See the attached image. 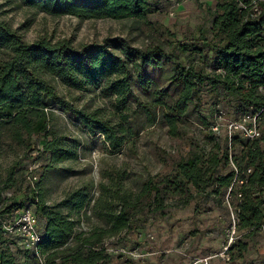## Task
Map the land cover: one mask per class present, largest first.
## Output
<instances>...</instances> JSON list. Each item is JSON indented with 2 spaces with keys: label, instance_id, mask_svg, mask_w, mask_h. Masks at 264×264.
Returning a JSON list of instances; mask_svg holds the SVG:
<instances>
[{
  "label": "trees",
  "instance_id": "16d2710c",
  "mask_svg": "<svg viewBox=\"0 0 264 264\" xmlns=\"http://www.w3.org/2000/svg\"><path fill=\"white\" fill-rule=\"evenodd\" d=\"M19 1L52 16L133 18L146 23L161 10L163 2ZM211 25L207 30L214 32L215 38L222 36L217 41L201 29L183 40H160L138 47L124 37L79 45L70 38L52 40L48 36L27 41L18 29L0 19V158L7 138L34 150L37 142L30 139L32 135L52 136L46 137L43 148L52 158L44 166L47 171L34 189L36 198L31 200L42 236L38 250L45 255V264H110L113 255L104 245L110 237L123 242L129 231L150 215L163 218L173 205L186 206L191 200L200 205L227 193L237 231L243 237L230 249L232 258H242L250 241L264 231V0H220ZM58 82L80 91L101 88L124 105L138 99L135 88L140 89L152 99L143 107L150 123L160 115L171 136L184 137L189 132L187 122L196 118L199 125L209 129L207 141L203 145L191 142L187 156L176 160L170 173L149 175L136 190L124 185V172L105 173L109 181L99 184V196L88 216L96 217L98 223L87 230L80 228L81 211L92 199L93 180L52 205L41 187L48 171L60 170L59 163L76 160L79 152L75 142H67V136L50 129L53 108L79 121L90 135L106 136L113 152L131 142L134 131L127 114L114 123L101 115L100 109L74 105L60 93ZM205 95L214 97V107L233 103L236 113H259L261 135L250 139L237 131L224 139L217 137L202 112ZM13 174L14 167L8 181ZM4 188L0 186V191ZM170 197H177L176 203L167 202ZM24 205L28 204L11 200L0 214ZM64 206L71 211L65 213ZM30 251L34 255H28L29 259L43 264L38 253ZM9 263L13 261L1 252L0 264Z\"/></svg>",
  "mask_w": 264,
  "mask_h": 264
},
{
  "label": "rangeland",
  "instance_id": "374dc122",
  "mask_svg": "<svg viewBox=\"0 0 264 264\" xmlns=\"http://www.w3.org/2000/svg\"><path fill=\"white\" fill-rule=\"evenodd\" d=\"M219 1L163 0L161 10L152 14L149 23H146L133 18L52 16L23 5L19 0H0V19L18 29L27 41L48 36L52 40L70 38L75 45H79L124 37L135 46L147 47L160 40H183L185 36L199 34L201 29L209 30ZM207 34L214 41L222 38H215L214 32L208 31ZM180 57L184 58L183 55ZM161 85L164 86V83L161 82ZM57 87L64 98L74 105L88 110L100 109V114L114 123L127 114L128 124L134 131L131 142L125 143L120 151L113 152L105 141L106 136L90 135L79 121L58 107L53 108L50 129L57 135L67 136V142H75L79 152L76 160L59 163L60 170L48 171L41 187L47 203L52 205L62 201L72 190L93 180L92 199L87 208L81 211L80 228L87 230L98 223L96 217L88 216L99 196V184L109 181L105 173L124 172V185L136 190L140 187L138 183L149 175L170 173L174 169V162L187 156L191 142L203 145L207 141L209 129L199 125L196 118L187 122L189 132L184 137L171 136L160 115L150 123L143 107L152 99L140 89L135 88L138 99L132 98L124 105L118 104L114 95L104 94L101 88L80 91L61 82L57 83ZM213 101L214 97L205 95L202 112L210 119L214 134L224 139L229 133L230 121L244 114L242 111L236 113L233 103L214 107ZM219 108L222 110L219 111ZM46 137L52 138L45 134L30 137L37 142V149L34 150L27 149L26 145H17L10 138L6 139L0 158V186H5L0 191V213L11 200L31 204V200L36 198L34 189L47 171L44 166L52 158V153L43 149ZM12 167L13 178L8 181ZM34 176L36 180L32 179ZM176 198H167V202L176 203ZM229 198L227 193L200 205L196 204V200H191L186 206L176 204L167 210L168 214L163 218L150 215L141 226L130 230L123 242L117 237H110L104 242L107 252L113 255L110 264H264L263 230L250 241L248 251L242 258H232L230 249L243 237L237 231L235 211ZM63 211L68 213L71 207L64 206ZM73 216L78 217L75 213ZM0 249L8 255L9 261H13L9 264H37L28 257L34 253L19 243L11 245L10 241L3 240ZM38 257L39 261L45 262V255L41 252Z\"/></svg>",
  "mask_w": 264,
  "mask_h": 264
},
{
  "label": "built area",
  "instance_id": "2783aa9c",
  "mask_svg": "<svg viewBox=\"0 0 264 264\" xmlns=\"http://www.w3.org/2000/svg\"><path fill=\"white\" fill-rule=\"evenodd\" d=\"M258 115L259 113L244 114L239 119L230 121L228 125L229 135L231 136L232 133L239 131L244 137L250 139L259 137L261 128ZM32 179L36 180L37 177L34 176ZM3 240L10 241L11 245L19 243L30 250L36 251L39 255L38 245L42 241V236L34 205H24L5 214H0V243ZM1 251L0 249V253Z\"/></svg>",
  "mask_w": 264,
  "mask_h": 264
}]
</instances>
